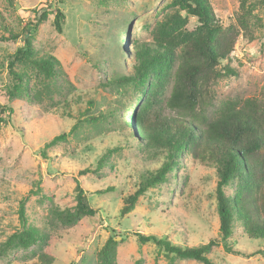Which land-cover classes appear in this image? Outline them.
I'll return each instance as SVG.
<instances>
[{"label":"rangeland","instance_id":"1","mask_svg":"<svg viewBox=\"0 0 264 264\" xmlns=\"http://www.w3.org/2000/svg\"><path fill=\"white\" fill-rule=\"evenodd\" d=\"M209 2L222 27L236 25L242 3L255 17L249 21L257 23L247 33L236 25L240 32L227 61L236 74L207 87L208 113L227 98L264 101L263 0ZM54 7L64 14L60 31L54 27ZM41 11L46 15L34 30L29 24ZM198 24L179 0H0V109L6 119L0 124V264H38L41 256L48 264H99L98 251L108 236L118 241L116 264H203L176 258L152 240L140 244L134 234L181 247L219 239L215 167L194 159L187 147L178 165L120 215L142 177L168 159L161 149L145 150L147 137L137 126L142 112L174 115L159 102L171 88L166 64H151L143 48L176 53L182 38L198 36ZM25 37L32 43L31 58L54 59L52 72L16 61L12 69L21 88L11 95L16 77L8 61ZM139 63L148 64L144 77L137 74ZM61 133L64 139L47 145ZM84 168L89 171L79 173ZM76 178L96 212L64 223L56 212L73 208ZM224 191L229 195L232 188ZM24 197L36 241L26 248L7 246L9 235L20 228ZM228 243L236 250L214 245L208 254L212 261L264 264V253L257 252L261 245L238 224Z\"/></svg>","mask_w":264,"mask_h":264},{"label":"trees","instance_id":"2","mask_svg":"<svg viewBox=\"0 0 264 264\" xmlns=\"http://www.w3.org/2000/svg\"><path fill=\"white\" fill-rule=\"evenodd\" d=\"M179 1L197 17L200 30L198 36L182 38L176 53L170 48L162 52L160 49L152 51L143 48L145 59L151 60V64L157 60L166 64L171 88L168 96L159 102H164V107L174 115L169 116L154 111L147 116L142 112L137 121L138 128L143 130L147 137L145 150L151 152V148L161 149L168 159L155 172L142 177L138 187L125 198L120 215L130 212L138 197L147 188L161 181L167 170L178 165L177 158L181 154V149L187 147V153L194 159L198 158L215 167L218 179L215 193L219 239L211 238L204 244L181 247L171 244L165 238L136 232L134 234L138 242L143 244L152 240L159 244L164 252L171 253L176 258L194 259L203 264H217L208 255L211 247L222 244L226 251H235L236 249L228 243V237L233 227L238 224L249 239L256 240L261 245L259 247L261 249L257 252L264 253V101L253 97L227 98L212 111V114L208 113L206 106L207 87L219 78L236 74V69L227 62L240 32L236 25L247 33L250 32V26L257 21H249L251 16L254 17L251 15V8H244L242 3L240 11L236 14V25L229 24L222 27L215 21L209 0ZM53 11H55L54 27L60 31L64 14L58 7H54ZM45 15L46 12L41 11L35 23L29 25L35 30L38 22ZM26 28L29 30V27ZM32 53V43L25 37L23 45L16 49L8 61L9 71L16 77L10 89L11 95L15 94L13 88H21L22 79L12 69L16 61L28 60L38 69L52 72L54 61L52 57L31 58ZM223 61L225 64L221 65ZM146 66L140 63L137 65V74L140 77L145 76ZM129 78L131 77H125L123 80L128 81ZM7 109L9 113L12 110L10 107ZM128 117L132 119L133 115L129 113ZM5 120L4 109L1 108L0 124ZM75 126L76 124L72 128ZM64 138L65 133L56 135L47 145ZM88 171V168H84L79 173ZM227 186L232 188V193L229 195L224 191ZM107 190H110V187L96 192ZM74 192L73 208L56 212L58 219L64 223H72L85 216L91 217L96 212L88 202L77 178ZM25 201L26 197L21 199L18 208L20 228L9 235L7 246L15 244L26 248L36 241V231L27 223ZM117 244L115 236L107 237L98 251L99 264H116ZM45 260V257L41 256L38 264H48Z\"/></svg>","mask_w":264,"mask_h":264}]
</instances>
